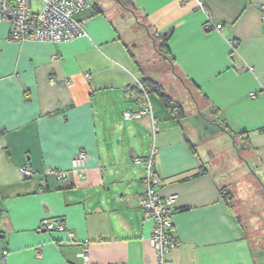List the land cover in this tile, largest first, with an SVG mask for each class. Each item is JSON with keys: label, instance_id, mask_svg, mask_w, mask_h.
<instances>
[{"label": "crops", "instance_id": "1", "mask_svg": "<svg viewBox=\"0 0 264 264\" xmlns=\"http://www.w3.org/2000/svg\"><path fill=\"white\" fill-rule=\"evenodd\" d=\"M84 1L88 7L74 18L85 22L86 36L67 42H9L0 21V264H85V246L88 264H157L148 245L152 222L137 204L143 164L134 162L152 146L158 192L175 195L179 246L166 259L264 264V0H208L219 32L202 30L205 16L192 0H130L134 10L117 0ZM30 3L39 10V0ZM133 25L149 39L168 35L161 57L180 95L140 64L142 54L129 46L137 40L124 30ZM144 79L159 83L184 113L175 119L150 92L154 139L147 116L122 118L137 109L124 89ZM178 98L188 101L194 125ZM193 104L214 117L210 125L198 122ZM209 132L222 138L221 148H208ZM79 151L86 153L84 178L71 169ZM22 167L33 175L23 178ZM45 168L65 178L45 175ZM236 169L241 217L233 201ZM221 189L231 192L230 202ZM55 217L65 231L42 227Z\"/></svg>", "mask_w": 264, "mask_h": 264}, {"label": "built area", "instance_id": "2", "mask_svg": "<svg viewBox=\"0 0 264 264\" xmlns=\"http://www.w3.org/2000/svg\"><path fill=\"white\" fill-rule=\"evenodd\" d=\"M31 0H0V21L7 24L8 34L6 40L11 41H38L60 43L71 41L86 36L83 20H77L74 16L88 7L84 0H39V10L33 11ZM196 9L200 10L205 21L201 25L203 31L213 30L219 32L223 25L214 23L210 18V11L207 7L208 0H192ZM236 42L231 41L230 46L235 48ZM252 70L251 67H248ZM88 78V74H84ZM254 96L255 93L249 94ZM124 98L136 104L134 111L126 110L122 113L125 121L139 120L143 116L149 119V130L154 135L159 130L156 119L153 117L148 93L144 90L139 80L134 86L124 89ZM156 150L152 146L148 156L144 160L134 159L135 163L143 164V175L141 183L143 191L137 198L138 207L142 211L143 219L152 222V228L148 237V245L155 253L157 264H172L166 259V255L179 246L178 241L172 235L171 215L175 203V195H161L158 192L160 179L153 169ZM86 153L79 151L71 159V169L78 178H84ZM23 178L33 175L27 168H20ZM45 175H53L57 180L65 178V172L54 168H45ZM42 227L49 231L62 232L66 230L61 217L47 218L42 221ZM87 247H83L80 257L85 264L89 263ZM3 256L6 251L2 252Z\"/></svg>", "mask_w": 264, "mask_h": 264}, {"label": "rangeland", "instance_id": "3", "mask_svg": "<svg viewBox=\"0 0 264 264\" xmlns=\"http://www.w3.org/2000/svg\"><path fill=\"white\" fill-rule=\"evenodd\" d=\"M129 13H127L126 15H128ZM125 32H129L130 31V35H132L133 38H135V40H137V47L133 48L131 45L130 48L134 50V53L139 57L142 54L141 60H140V64L143 66V68H146L148 71H150L153 76L155 78H159L161 80L164 81L165 85L167 86V88L170 90V92L173 95H180L179 93H177L175 91V84L172 86H170V84L167 82L169 75L172 73L171 68L169 63H167L166 60H164V58H162L160 55L161 53H159L156 49L152 48L151 44L153 42V40L148 38L147 35H145V31L144 30H138V28H136L134 25L132 26V28L130 29H124ZM131 44V43H130ZM175 79V78H173ZM175 83V80H174ZM173 88V89H172ZM171 89L173 91H171ZM185 95H187L185 93ZM180 101L182 100L181 98H178ZM188 100L191 101V98H187ZM186 99V100H187ZM182 102V101H181ZM188 101L182 102V104L184 105L186 112L188 113L189 116H191L193 114V112L189 109L188 107ZM194 102V101H192ZM195 105V104H193ZM200 106V105H199ZM196 107V112H197V120L198 122H206V120H210V119H214V117L211 116V114H209V112L207 111V109L205 107H201L200 106V111H197V106ZM199 112V113H198ZM200 112H203L202 114ZM208 114V115H207ZM208 116V117H207ZM195 117L189 118V122L191 121L192 124L194 125V119ZM190 122V123H191ZM210 123V121L208 122V124ZM210 125V124H209ZM150 131V130H149ZM214 132H209V137H211V139L208 140L209 144H208V148H210L211 150L214 151V147H220L221 145H223V141L222 138H215V136L213 135ZM151 134V133H150ZM152 137V136H151ZM149 138V137H148ZM239 155H237L236 157H238ZM236 162L237 165L241 167V163L239 160H237L236 158ZM234 166L233 164L230 163L229 168L231 169V167ZM241 175V171L239 172ZM239 173L237 172V169L235 171V183H234V191H235V196H234V200L236 201L235 203V210L236 213H238V215L241 217L242 215V207H244L242 198H243V189H242V185H241V177L239 178ZM230 174V173H229ZM232 188V187H231Z\"/></svg>", "mask_w": 264, "mask_h": 264}, {"label": "trees", "instance_id": "4", "mask_svg": "<svg viewBox=\"0 0 264 264\" xmlns=\"http://www.w3.org/2000/svg\"><path fill=\"white\" fill-rule=\"evenodd\" d=\"M117 1L119 2L121 6L134 10L133 5L130 2V0H117ZM167 36L168 35H164V36L155 35L154 36V40L156 42V49L159 53H161L160 55H163V56L167 54L165 50ZM140 84L142 85V87L148 94L152 92V93H155L160 98L164 106L169 109L172 117H174L175 119H179L184 116L181 106L165 94V92L162 89V86L159 83L152 81L150 79H144L140 81ZM202 173H203V169H200L191 175L182 177L180 181H186L190 179L191 177L199 176ZM220 192H221V196L224 201L230 202V200H232V194L229 190L221 189Z\"/></svg>", "mask_w": 264, "mask_h": 264}]
</instances>
